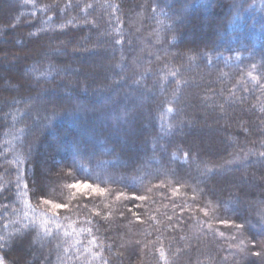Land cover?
<instances>
[{
  "label": "trees",
  "instance_id": "trees-1",
  "mask_svg": "<svg viewBox=\"0 0 264 264\" xmlns=\"http://www.w3.org/2000/svg\"><path fill=\"white\" fill-rule=\"evenodd\" d=\"M131 1L5 0L16 20L0 23L9 26L2 33L3 45L13 33L20 34L15 47L27 48L20 54L28 58L12 69L28 79L25 86L14 77L16 90L0 91L1 262L28 264L15 247L38 236L50 253L30 264H264V192L256 198L236 193L248 202L261 201L251 214L225 211L222 204L230 196L221 193V199L213 200L206 186L195 183L200 179L204 184L214 173L202 168L195 181L183 173L192 168L191 151L175 130L182 116L178 103L182 107L192 92L185 81H196L200 71L211 70L218 83L203 86L204 93L210 92L204 105L221 102L240 113L244 108L257 121L255 129L245 125L244 133H230L236 146L220 164L237 161L228 168L231 172L253 174L264 165V0ZM87 35L88 46L100 39L111 42L115 52L111 69L122 79L114 76L119 82L104 84V93H91L99 82L84 75H89L88 64L93 65L89 56L101 52L72 54L80 59L72 81L55 72L72 66L71 54L36 44L72 46ZM30 67L46 72L33 76L25 71ZM213 78L207 75L205 80ZM45 87L64 90L46 94ZM159 89L160 95L152 96ZM30 98L37 100L27 108ZM148 100L136 116L150 121L160 141L155 148L150 144L157 165L153 168L140 159L123 161L132 157L123 131H136L139 123H124L123 116ZM9 108L13 121L3 119ZM30 124L38 130L34 142L63 158V174L50 178L49 191L36 179L41 147L31 158L25 152ZM150 147L144 144L146 157ZM100 162L104 166L94 169ZM215 162L206 168L214 172L220 165Z\"/></svg>",
  "mask_w": 264,
  "mask_h": 264
},
{
  "label": "rangeland",
  "instance_id": "rangeland-1",
  "mask_svg": "<svg viewBox=\"0 0 264 264\" xmlns=\"http://www.w3.org/2000/svg\"><path fill=\"white\" fill-rule=\"evenodd\" d=\"M131 1V0H129ZM132 2V1H131ZM9 6L5 2V0H0V23L5 22L11 24L16 20L15 15H11L9 11ZM11 9V8H10ZM104 9L100 10V12H103ZM187 13V11L185 12ZM184 14L183 12L179 13V15ZM206 19H200L201 24ZM199 20H197L198 22ZM206 22V21H205ZM0 26V91L3 90H16V88L19 86L17 83L14 85L11 81L12 78L17 77L19 80L18 82L22 83V85H27V79L28 77H25L24 74L21 75L18 70L16 71L15 68L12 69V65L16 64L19 65L21 58H28V55L24 54L21 55L22 51L27 50H20V48L15 47V38H17L20 34H15L11 36V39L9 37L7 38V44H5V47L3 45L4 39L3 38V32L5 30H8L9 26ZM203 29V26L200 27ZM109 34L112 35L113 31L109 30ZM90 35H87L85 38H81L76 44L72 46H65L63 43H56L53 41H49L44 43L36 42L37 45H44L45 46H51L56 48H59L61 55H67L71 54L70 62H72V66L58 69L57 72L58 75L72 79L76 75H78V71H80V68L78 67L77 63L79 62V58H74V54H88L89 50L97 53H102L100 55H90V58L93 62L92 67L88 64L89 68V75L88 72L84 74L86 78H89V81L94 80V82L98 81L99 84L98 87L92 86L91 93H94L93 90H98L104 93L107 86L115 85L119 80H121V73L116 71L115 69H111V64L113 61V58L115 56V52L112 49L111 42H106L102 40H96L91 43L90 46H88V40H90ZM25 40L27 37H24ZM2 46V47H1ZM56 52V51H54ZM27 53V51L25 52ZM73 54V55H72ZM184 60L188 61L187 58L184 57ZM186 61V63H187ZM87 62L84 64L86 65ZM189 65V64H188ZM187 65V67H188ZM188 69V68H186ZM196 69V68H195ZM48 70V69H47ZM26 73H30L31 75H39L43 76V73L46 72V69L43 70V73L35 72L36 69L34 67H30L25 70ZM196 70H192L190 72L194 73ZM82 73V72H80ZM202 74V75H200ZM200 74L196 76V81L194 79H190L185 81V83H188L190 85V88L192 89V92L187 96L186 100H183V106L181 107L178 103L177 111L180 113V121L176 123V132L178 134V137H180L181 141L186 148L190 149L191 151V163L192 168H188L183 170L185 175H188L191 177L193 181L196 180V177L198 173H200L203 170L206 169V172L210 175L211 173H214L208 177L209 179H206V182L202 184L203 180L200 181V179H197L195 181L198 186H206V188L212 192L213 194V200L215 199H221V193L226 194L230 196V199H226L223 201L224 204H222V207L225 211H231V212H237V214H249L252 209H255L256 206L259 204H262L259 199L251 200V202H248L246 200H242L240 197L237 198L235 195L236 193L243 191L247 194L251 195V197L256 198L258 194H262L264 192V165H259L258 167H255V173H250L249 171H242L240 173V170L231 172L228 168L233 167L234 164H237V161L223 165L220 164L221 161L224 159V157L229 154L232 150H234L236 146V140L235 137L230 134L234 131H241L244 133V126L246 125L248 127V130L255 129L257 125V121L253 116L249 115V111L247 109L242 110L240 113L239 110H227L224 105L220 103H213V104H207L204 105V102H206V92L204 91L206 89L203 88V86L206 84L209 86L210 84L216 85L218 83V79H216V73L211 70L206 71H200ZM30 75V76H31ZM117 75L116 79L114 76ZM207 75H212L215 77L212 80H205V77ZM30 79V78H29ZM16 80V79H15ZM75 79H72L74 81ZM79 80V79H78ZM196 82V83H195ZM103 83V84H102ZM138 82L130 84L134 86ZM96 84V85H97ZM104 84H107L104 85ZM154 85V82H153ZM81 87V84H80ZM46 94H49L53 91V89L50 88H43ZM200 89V91H199ZM42 90V89H41ZM50 90V92L46 91ZM62 90L56 89L57 93L62 92ZM40 91V90H39ZM42 91V92H43ZM56 91H53L52 93H55ZM41 92V93H42ZM90 92L87 90V94H90ZM40 93V94H41ZM161 89L156 90L153 92L152 96L160 95ZM210 95H208L209 97ZM153 97V98H154ZM36 98H30L27 101L26 107L33 103V101H36ZM25 101V102H26ZM12 104H18V101H12ZM150 104V101L142 102L140 107H137L135 111H133L131 114L123 116L124 123H131L134 119H138V129L134 131H130V128H125L126 132L123 138V142H125V149H127L129 152H132V157L130 159L123 158V161L127 164H130V162L133 159H140V163H145L146 168H153L156 165V162H154V154L153 151L151 152L152 148L150 147V144L153 145L152 147H158L160 146V141L158 140V137L154 136V134L150 130V121L145 120L144 122H141L142 118L137 117L136 115H139L137 113H140V111H143L144 105ZM12 106V105H10ZM9 111L4 115V120H14V116L10 115L11 108L8 109ZM244 113L246 116V119H243L244 117L241 115ZM146 118V117H145ZM133 119V120H132ZM140 125V127H139ZM184 126L183 130L181 127ZM150 130V131H149ZM41 131V128H40ZM188 131V133H186ZM26 132L28 133L30 140L28 141V147H26L25 152L27 154L28 158H31L36 153V147H41V159L37 164V174L36 179L38 182V186L42 187L45 191L50 190L51 184H49V180L53 176H62V170H61V161L63 158L55 157L52 153H48L47 147L38 145L36 142H34V138L37 136L38 130L35 129L34 126L28 125ZM144 133H146L144 135ZM186 135L184 137V134ZM137 136L138 142L135 139ZM4 143V142H3ZM142 143V144H141ZM141 144V145H140ZM144 144L146 146L149 145L151 154L146 157V151L144 152ZM179 142L177 143V145ZM181 144V143H180ZM176 145V146H177ZM9 147H12L10 145ZM178 147V146H177ZM148 153V152H147ZM117 160V158H116ZM170 161V172H173V165L174 160L171 158ZM216 161V162H215ZM219 163L220 165H217V170L213 172V170L206 168V164L210 163ZM13 164V162H11ZM97 163V162H96ZM4 162L2 163V165ZM7 164V163H6ZM105 162H100L98 164H95L94 169H101L102 166H104ZM107 164V163H106ZM157 166V165H156ZM49 167L54 170V172H50ZM219 167V168H218ZM226 169V171H225ZM224 171V172H223ZM249 173V175L244 174ZM252 175V176H251ZM121 180H126L125 178H122ZM208 180V181H207ZM200 184V185H199ZM256 184L261 187H256ZM212 187V188H211ZM218 188V189H217ZM219 201V200H218ZM228 205V206H227ZM251 214V213H250ZM16 250H21L24 252L23 255V262L30 264L33 261L36 260H44L47 258V256L50 253V250L46 244H44L40 237L36 236L30 240H24L23 242H20L16 245ZM203 250L201 249L199 253H197V258L199 256H202ZM0 264H3L0 260Z\"/></svg>",
  "mask_w": 264,
  "mask_h": 264
},
{
  "label": "snow or ice",
  "instance_id": "snow-or-ice-1",
  "mask_svg": "<svg viewBox=\"0 0 264 264\" xmlns=\"http://www.w3.org/2000/svg\"><path fill=\"white\" fill-rule=\"evenodd\" d=\"M71 187L76 188V187H79V186L78 185H71ZM84 187L87 188L88 186L85 185ZM55 207L60 208V207H62V205L57 204V205H55Z\"/></svg>",
  "mask_w": 264,
  "mask_h": 264
}]
</instances>
